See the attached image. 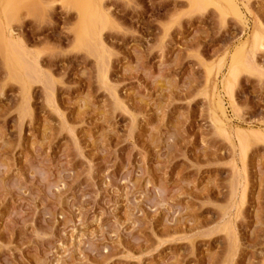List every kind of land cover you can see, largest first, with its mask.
<instances>
[{
    "label": "rangeland",
    "instance_id": "374dc122",
    "mask_svg": "<svg viewBox=\"0 0 264 264\" xmlns=\"http://www.w3.org/2000/svg\"><path fill=\"white\" fill-rule=\"evenodd\" d=\"M231 3L0 0L35 68L0 47V264H264V0Z\"/></svg>",
    "mask_w": 264,
    "mask_h": 264
},
{
    "label": "bare ground",
    "instance_id": "6f19581e",
    "mask_svg": "<svg viewBox=\"0 0 264 264\" xmlns=\"http://www.w3.org/2000/svg\"><path fill=\"white\" fill-rule=\"evenodd\" d=\"M224 1H226L227 3H231L232 2V0H224ZM21 2V1H20ZM234 2V1H233ZM94 4V3H93ZM231 4H233V3H231ZM21 5V4H20ZM87 5V4H86ZM218 5V4H217ZM199 6V5H198ZM197 6V7H198ZM87 7V6H86ZM200 7V6H199ZM236 8V7H235ZM232 9V8H231ZM86 10V9H85ZM85 10H83V12H82V14H81V16H80V19L82 20V21H80V22H83V24H84V26L82 25V23H80L79 25H82L83 27H82V29H81V27H80V30L82 31H80L81 32V34H80V32L78 31V33H76V35H79L80 34V36H77V37H79L77 40L79 41V42H81V43H83V45L85 46V47H87L89 44L88 43H90L92 40L94 41V37H96L95 36V34H97L96 32H98V31H94L95 30V26L96 25H98V26H96L98 29H102L101 27L102 26H104L103 24H104V22H105V20H104V22L102 21V18L100 17V16H98V15H96V17H95V15H94V12L95 11H92L91 13H90V15L92 14V16H90V15H88V11L86 10V12H85ZM89 10H91V8L89 9ZM97 11V10H96ZM84 13V14H83ZM86 13V14H85ZM96 13V12H95ZM100 14H102V13H100ZM99 14V15H100ZM94 15V16H93ZM85 16H87V17H85ZM104 16V15H103ZM102 16V17H103ZM88 17H90V20H89V18ZM105 17V16H104ZM96 18V19H95ZM98 24H97V23ZM92 23H94L95 24V26H94V24H93V26H92ZM4 25V24H3ZM92 26V28L94 27V29H91L90 27ZM105 27V26H104ZM96 28V30H98ZM78 29H79V27H78ZM77 29V30H78ZM93 32H95V33H93V34H91L92 33V31ZM92 35H94V37H92ZM98 35H100V34H97V39L99 38V36ZM92 41V42H93ZM95 41H96V38H95ZM94 41V42H95ZM21 41L16 37H14L13 36V33H12V31L9 29V28H7V27H0V45H2V46H0V47H2L1 49L3 50V52H4V56H5V58H6V60L8 61V62H10V60L13 58V57H15L16 58V62H17V57H18V60L19 59H22V58H26V59H23V60H26V64H25V73H23V74H25V75H23V76H25L26 77V81L28 80V78H30V76H29V74H30V72L31 71H34L35 70V68H33V70L30 68V66H29V56H25V57H23V55H25V53H24V48L23 47H21L20 46V43ZM78 43V42H77ZM23 48V49H22ZM88 48H89V46H88ZM87 49V48H86ZM91 48H89V50H90ZM89 52V51H88ZM91 52V51H90ZM24 53V54H23ZM28 54V53H27ZM26 54V55H27ZM17 56V57H16ZM29 58V59H28ZM28 59V60H27ZM13 61H15V60H13ZM246 63V62H245ZM248 63V62H247ZM250 63V62H249ZM17 64V63H16ZM251 64V63H250ZM249 64V65H250ZM247 65V64H246ZM252 65V66H251ZM250 66L252 67V69H255L254 67H253V64H251ZM239 66V65H238ZM249 66V67H250ZM11 67H12V65H11ZM247 67H248V65H247ZM15 68V67H14ZM231 68H233V67H231ZM234 68H240V67H236V65H234ZM233 68V69H234ZM13 69V68H12ZM230 69V68H229ZM238 69H236V70H238ZM232 71V70H231ZM234 71V70H233ZM238 72V71H237ZM15 73V75H16V71L14 72ZM230 73H232V72H230ZM237 74V73H236ZM14 76V75H13ZM18 74H17V77L16 78H18ZM20 77V83L22 84V85H25V81L23 80V78L21 77V75L19 76ZM19 81V80H18ZM28 82V81H27ZM26 82V84H28ZM24 83V84H23ZM24 88H25V86H24ZM231 90V89H230ZM231 93V92H230ZM216 98L217 99H219L217 96H216ZM221 103V102H220ZM215 106H216V108L217 109H221V106L222 105H220L219 104V102L217 101L216 103H215ZM219 113V112H218ZM215 117V116H214ZM249 132H250V130H249ZM253 132V131H252ZM252 132H250V133H252ZM264 132V131H263ZM253 134H256L255 133V131L251 134L252 136H253ZM258 134H259V131H258ZM258 134H256L257 136H258ZM255 135V136H256ZM261 134H259V136H260ZM262 137L264 138V134H262ZM242 142H244V141H242ZM245 147V146H244ZM247 147V146H246ZM245 147V148H246ZM245 148H243V149H245ZM247 150V149H246ZM242 151V150H241ZM245 150H243V152H244ZM243 152H241V153H243ZM244 156V155H243Z\"/></svg>",
    "mask_w": 264,
    "mask_h": 264
}]
</instances>
